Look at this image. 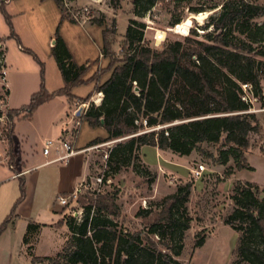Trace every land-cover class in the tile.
<instances>
[{
    "label": "trees",
    "instance_id": "trees-1",
    "mask_svg": "<svg viewBox=\"0 0 264 264\" xmlns=\"http://www.w3.org/2000/svg\"><path fill=\"white\" fill-rule=\"evenodd\" d=\"M6 1L0 0V11L10 28V37H15L21 45ZM54 1L65 13V0ZM121 3L122 0H110L114 10L120 9ZM156 3L157 0H134L135 6L143 11ZM203 12L207 11L193 14ZM263 17L264 6L246 0H229L221 6L220 15L210 16V21L204 25L203 30H207V25L213 29L204 41L189 35L183 41L169 42L161 51L146 44L144 25L130 20L120 57L114 50L116 22L109 29L105 18H93V23L104 27L102 53L110 63L88 81L83 80L87 67L74 62L58 30L52 54L65 88L54 93L47 90L44 64L34 56L41 66V89L32 95L28 105L11 111L24 114L17 121L31 120L42 105L56 96L87 103L95 93H102L101 105H90L83 120L93 128L103 127L108 133L106 139L92 144L129 139L116 144L109 152L107 164L119 165L115 170L126 165L131 156L145 146L189 156L198 144L219 143L224 135L229 148L220 150V163L226 165L233 158L238 170H252L247 163L240 164V160L243 150L250 146V135L259 134L262 127L250 113L251 103L242 97V85H251L253 96L264 106V60L254 55V45L264 43V22H257ZM72 22L76 23L74 19ZM181 23L177 20L175 26ZM193 33L195 31H191ZM23 49L33 55L31 50ZM258 54L264 58L263 50ZM107 72H111V76L102 83V75ZM92 82H96V87L88 98L79 99L72 94L74 87ZM180 121L184 122L174 124ZM161 126L164 128L157 132ZM12 127L8 141L14 146L15 124ZM155 178L152 176L150 182ZM19 190L20 197L0 225V236L18 217L17 208L26 199L24 176L19 177ZM263 191L252 182H234L231 190L234 208L224 219L225 225L239 233L232 264H264ZM189 194L190 185H187L166 197L160 209L154 210L152 206L140 209L136 217L141 219L143 228L135 233L122 226L117 191L83 197L81 205L85 216L81 222L74 218L66 221L69 236L62 252L55 257L35 256L34 246L30 245L27 252L31 264H181L173 255H180L183 234L190 228L191 219L184 208ZM40 228L29 223L23 239L25 246ZM203 245L204 240L197 243V247Z\"/></svg>",
    "mask_w": 264,
    "mask_h": 264
},
{
    "label": "rangeland",
    "instance_id": "rangeland-1",
    "mask_svg": "<svg viewBox=\"0 0 264 264\" xmlns=\"http://www.w3.org/2000/svg\"><path fill=\"white\" fill-rule=\"evenodd\" d=\"M227 1L229 0H157L156 5L152 6L148 11H143L141 7L135 6L134 0H122L121 8L118 10H114L110 6V0H96L88 5L76 3L72 7L66 8L65 16L71 21L72 13L76 14L78 12L81 15H85L89 20L105 18L106 27L109 29L116 22L117 34L114 36L116 39L114 50L117 56L120 57L130 20H136L144 25L146 44L154 50L161 51L169 42L183 41L189 35L192 38L204 41L207 34L213 33V29L209 25H207V30H203L206 29L204 25L208 24L210 16L220 15L221 6ZM246 1L258 3V5L260 3V0ZM85 7L89 9V12L83 11ZM213 7L215 9L210 10ZM201 10L207 11L199 13L207 17L204 24H200L197 20L191 18L193 12ZM177 20L182 23L175 26ZM257 22L263 23L264 17L258 19ZM4 29L8 30V25L3 16L0 15V33H4ZM159 31L166 34L165 38L160 42L157 40ZM191 31H195V34H191ZM254 48H256L255 57L258 60H264L258 54L261 50L264 52V43L255 44ZM262 86L264 88V81ZM5 93L6 91L0 90L1 95ZM242 97H246L244 90ZM252 100L253 104L251 103L250 113L255 115L260 124H262L264 123L263 103L259 98ZM70 103L73 108L79 107L77 100H71ZM86 104L96 106L92 102V98ZM88 109L89 107H87ZM11 113L12 115H10ZM23 115L6 107L0 111V179L11 176L16 169L22 170L21 161H17V158H20L23 162L28 160L27 165L29 166L38 164L43 160V145L48 138L45 124L39 116V129L35 131L33 125L29 122L31 120L17 121ZM16 121L19 124L16 128L14 146H11L8 136L13 129L12 125ZM182 122L184 121L174 124ZM162 128L164 126L156 129L158 130L157 132ZM225 138L226 135L221 138L219 143L198 144L197 149L191 153L192 156H190L191 154L189 155L190 157L186 162L187 169H183L182 175L176 176L162 173L161 178H159L156 168L153 167L155 163L152 148L157 147L145 146L148 147L146 152L143 153L141 149L139 153L131 156L126 165L115 170L119 165L114 164L110 167L103 157L105 153L108 152L109 154L113 146L129 139L96 143V145L102 146L98 150H90L88 152L91 158V170L88 179L81 187V193L76 202H72L67 207H59L55 202V208L61 215V223L59 222L56 225V231H45L42 236L40 235L39 245L34 255L55 257L62 252L69 236L66 221L74 218L77 222H81L85 216L81 205L83 197L117 191L119 193V205L122 209V218L120 219L123 223L122 226L125 230L135 233L143 228L141 219L136 217L140 209L152 206L154 210H158L166 197L176 193L179 188L190 185V194L184 205L187 216L191 219L190 228L183 234L180 255H173L174 258L181 264H232L235 260L233 251L236 248L239 233L230 226L225 225L224 219L234 208V203L231 200V190L234 187V183H231L230 179L234 170L237 169V163L233 158L226 165L220 163V150L229 148L225 144ZM249 148L264 151L263 127L259 134L250 135ZM247 149L243 150L240 164H246L245 150ZM167 152L173 153L170 150H167ZM143 154L148 159L149 165L144 163ZM158 156L160 155L157 154V160ZM160 159L163 162L162 156ZM200 164H203L207 170L204 178L198 180L194 178L191 170L197 168ZM257 165H260V162H257ZM157 170L161 172L159 167H157ZM152 176H156V178L151 183L150 179ZM244 176L256 182L264 179V175L250 173L249 171ZM171 177H175L177 180L171 183ZM262 189L264 190V188ZM261 197H264V191ZM19 208H17L16 214H18ZM6 231L0 236V264H31V258L27 251L30 245L34 246L37 244L39 233L32 235L29 238V245L26 246V249H23L21 233L17 230L15 232ZM167 233L170 235L171 231H167ZM175 238H178V234L175 235ZM201 240H204V245L197 247V243ZM167 252L172 254L169 251Z\"/></svg>",
    "mask_w": 264,
    "mask_h": 264
},
{
    "label": "crops",
    "instance_id": "crops-1",
    "mask_svg": "<svg viewBox=\"0 0 264 264\" xmlns=\"http://www.w3.org/2000/svg\"><path fill=\"white\" fill-rule=\"evenodd\" d=\"M95 1L65 0V4L70 8L76 3L88 5ZM259 5L264 6V0H260ZM6 8L12 17L15 33L21 42L20 45L15 37H10L9 26L8 30L4 29V33H0V40L4 42L6 49L7 105L9 110H19L28 105L32 95L41 89V66L34 59V56L44 64V84L47 90L54 93L65 88L66 83L52 54L58 30L72 54L74 62L79 66L87 67L83 80L88 81L99 70L108 68L110 60L102 53L104 27L98 26L91 20L72 22L54 0H7ZM0 15H2L1 11ZM23 48L31 50L33 55L25 52ZM110 76L111 72L102 75V83L106 82ZM95 87L96 82L80 85L72 89V94L76 98L86 99L94 92ZM96 94L98 93L94 95ZM78 105L79 107L73 108L66 96H56L50 102L42 105L29 122L35 131L38 130L40 116L45 124V129L48 131L46 140L56 139L60 136L65 122L75 110L90 107L80 101H78ZM18 124L19 122L16 121L14 142ZM261 127H263L264 132V123L261 124ZM107 137L108 133L103 127L93 128L84 121L77 141V148L86 149L96 145L92 144L95 140L106 139ZM147 148L143 147L142 152H146ZM152 149L155 163L153 167L156 168L159 178H161L162 173L182 175L183 169H187V160L192 156V154L180 156L161 151L158 148ZM157 154L160 155L158 160ZM161 156L163 162H161ZM245 159L252 170L235 169L230 179L231 183L238 180L248 181L264 188V179L256 182L244 176L247 171L264 175V151L248 148L245 150ZM143 160L149 165L144 154ZM17 161H21L22 170L16 169L11 176L0 179V225L11 213L15 202L20 197L19 177L24 176L27 186L26 199L19 206L18 217L9 225L7 231H19L22 247L26 249L23 239L29 223L40 225L38 241L33 249V254H35L40 235L42 236L45 231H56V225L60 222L61 215L55 208L57 196H69L79 186L84 185L90 174L91 158L90 153L84 152L76 155L67 165L47 164V158L44 155L43 160L33 166L27 165L28 160L23 162L17 158ZM257 162H260V165H257ZM157 167L161 169V172L157 170Z\"/></svg>",
    "mask_w": 264,
    "mask_h": 264
},
{
    "label": "built area",
    "instance_id": "built-area-1",
    "mask_svg": "<svg viewBox=\"0 0 264 264\" xmlns=\"http://www.w3.org/2000/svg\"><path fill=\"white\" fill-rule=\"evenodd\" d=\"M66 8H69V6L66 5ZM83 11L87 13L89 12V9L85 7ZM71 17L77 22H84L89 20V18H87L83 14L81 15L79 12L76 14L72 13ZM7 77L8 68L6 64V49L4 42L0 40V90L6 91L5 94H0V111H2L5 107L8 108ZM242 89L246 93V97L243 99L247 102L250 101V103L253 104L252 99H257L253 96L252 86L249 84H245L242 85ZM96 97L100 98V104L93 102ZM102 99L103 94L98 93L92 97V102L98 107L101 105ZM87 111V108L75 110L72 113L71 117L65 122L60 136L56 139H48L44 142L43 155L45 156V158H47V164L67 165L71 161V159H73L76 155L84 152H89L90 150H98L102 146L93 145L92 147H88L83 150L77 148V141L84 122L83 116L86 114ZM144 125H146V121H144ZM108 157L109 154L107 152L105 153L103 159L107 161ZM206 170L207 168L203 164H200L197 168L192 169L191 173L193 174L194 178L201 180L204 178ZM174 180H177V178H170L171 183H174ZM81 187H83V185L79 186V188H77L76 191L69 196H57L56 203L59 205V207H67L72 202H76V199L82 191Z\"/></svg>",
    "mask_w": 264,
    "mask_h": 264
},
{
    "label": "bare ground",
    "instance_id": "bare-ground-1",
    "mask_svg": "<svg viewBox=\"0 0 264 264\" xmlns=\"http://www.w3.org/2000/svg\"><path fill=\"white\" fill-rule=\"evenodd\" d=\"M191 18L197 20L200 24H204L205 19L207 18L204 14H191ZM166 34L162 31H159L157 34V40L160 42L165 38ZM94 103L100 104V98L96 97L93 101Z\"/></svg>",
    "mask_w": 264,
    "mask_h": 264
}]
</instances>
